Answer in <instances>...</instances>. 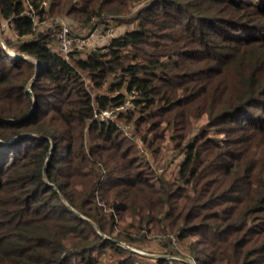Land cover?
I'll return each mask as SVG.
<instances>
[{
    "label": "trees",
    "instance_id": "trees-1",
    "mask_svg": "<svg viewBox=\"0 0 264 264\" xmlns=\"http://www.w3.org/2000/svg\"><path fill=\"white\" fill-rule=\"evenodd\" d=\"M29 1L0 0V264H189L124 247L153 234L164 256L173 237L196 264H264V0ZM144 4L67 58L31 17L95 31ZM159 124L183 155L169 179Z\"/></svg>",
    "mask_w": 264,
    "mask_h": 264
},
{
    "label": "rangeland",
    "instance_id": "rangeland-1",
    "mask_svg": "<svg viewBox=\"0 0 264 264\" xmlns=\"http://www.w3.org/2000/svg\"><path fill=\"white\" fill-rule=\"evenodd\" d=\"M145 5L146 4H144L142 6H138L137 8L133 9V11H132L133 14H131L128 17H124V18L121 17V18L117 19V20H119V19L124 20L128 23L117 24V23L111 21L108 25V28L112 30L113 37H117L120 34L124 33L125 30H128L130 28L135 27L136 23L134 22L133 18L136 15V13L139 10H141V8L144 7ZM57 18H62L70 24V26L72 27V35L73 36H78V37H81L85 40V45L82 48H79L80 51L83 53H89L90 51H93L97 48L103 47L111 39V38H109V39H105L103 41H100L97 38L90 37L91 32H93L91 29H87V28H81L80 29L77 24H74L73 21L71 22V20L67 17H57ZM54 23H55V21L53 19H49L43 23H40L39 26H37V32H38V30H41V31L48 30V28H50L51 26H54ZM97 30L98 31H96V33H98V34L101 33L102 32V26L97 27ZM3 37L7 38L12 43H16V37L13 34V32L10 29L4 30V32H2V28L0 26V41H2L1 38H3ZM5 48L10 55H14L10 49H8L7 47H5ZM183 64L186 65L187 62L183 61ZM104 88L106 89V87H104ZM104 88L101 90H95L92 87H90V85H89V89L95 93H97V92L104 93L105 92ZM131 99L132 98L130 96H127V105L125 108H121L119 110H117L115 108L108 109V113H110V120L116 119V115L118 114V112H126V110H127L126 108H129L130 112L135 111L133 109L132 103L130 102ZM196 124L198 127H200L204 124V120L203 119L199 120L196 122ZM164 128H165V126L163 124H159V128L156 131V134H158L159 136H164V139L162 141H157L156 146H158V145L163 146L162 147L163 149L161 150V154H157L156 157L153 156V170H157L156 172L158 174H162L161 172H163V174H165V176L169 179L171 174L176 172V166L182 160L183 155L179 154L178 151H175L173 149V147L171 146L172 141L169 140L168 132L165 131ZM121 130H122V132H124L123 136L126 137L125 146H131L134 149L140 150L141 145L138 143V138L135 137V135H134L133 127L129 126V125H123V126L121 125ZM153 147H155V146H153ZM141 152H143V151L141 150L139 152V154H142ZM143 153H145L143 155H145L146 158L150 159V156L148 153H146V152H143ZM167 238H168V236H165V235L153 234V235L147 236L145 243L141 244L140 247H130V246L129 247L131 249L137 251L138 255L145 257V258L146 257L147 258L163 257V258L171 259V257H176V256H171V255L170 256L169 255L164 256V255L160 254L163 251L161 249V248H163L161 246V243L166 241ZM190 240L193 241L194 237L190 238ZM170 248H172V249L174 248V250L179 249V253L182 254V255H180L182 257H178V258H180L179 260L182 261L183 258H185V259L189 258L188 253L186 251H184L185 247L179 245L177 242L172 243ZM105 261L110 262L111 259L109 257H107V258H105ZM137 261L140 263H144V264H152L151 260L144 261V259H139ZM172 264H177V263L173 262Z\"/></svg>",
    "mask_w": 264,
    "mask_h": 264
},
{
    "label": "built area",
    "instance_id": "built-area-1",
    "mask_svg": "<svg viewBox=\"0 0 264 264\" xmlns=\"http://www.w3.org/2000/svg\"><path fill=\"white\" fill-rule=\"evenodd\" d=\"M24 3L32 11L30 1L24 0ZM31 17H32L34 27L39 26L40 23L36 22L34 13H32ZM50 28L51 29H53V28L57 29L56 39L59 42L60 50L62 52V55L65 58H67L69 56V54L72 52L73 49H79L85 45V40L83 38L72 35V27L70 26V24L67 21H65L62 18L55 19L54 26H51ZM96 31H98V30L91 32L90 37L97 38L100 41H103V40L109 39V38H113L112 30L109 28L102 30V32L99 34L96 33ZM126 105H127V101L123 106L116 108V109L119 110L121 108H125ZM94 117L101 120V121H107V120H110V113H108V110H105L101 113H96L94 115ZM171 239H172V243H175V239L173 237H171ZM171 259L179 260L180 258L171 257ZM188 260H189V264H196L194 260H191V259H188Z\"/></svg>",
    "mask_w": 264,
    "mask_h": 264
},
{
    "label": "water",
    "instance_id": "water-1",
    "mask_svg": "<svg viewBox=\"0 0 264 264\" xmlns=\"http://www.w3.org/2000/svg\"><path fill=\"white\" fill-rule=\"evenodd\" d=\"M25 58V57H24ZM26 59H28V58H26ZM117 244H119V245H123L122 243H119V242H117ZM126 248H128V249H130L131 251H133V252H135V253H138L137 251H135V250H133V249H131L130 247H128V246H125ZM183 261H186V262H188L189 263V260L188 259H185V258H183L182 259Z\"/></svg>",
    "mask_w": 264,
    "mask_h": 264
}]
</instances>
